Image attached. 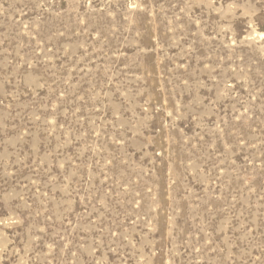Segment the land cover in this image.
<instances>
[{
    "label": "rangeland",
    "instance_id": "obj_1",
    "mask_svg": "<svg viewBox=\"0 0 264 264\" xmlns=\"http://www.w3.org/2000/svg\"><path fill=\"white\" fill-rule=\"evenodd\" d=\"M0 264H264V0H0Z\"/></svg>",
    "mask_w": 264,
    "mask_h": 264
}]
</instances>
